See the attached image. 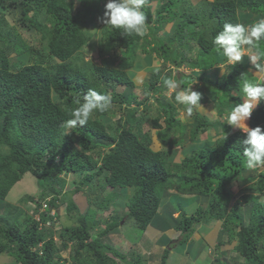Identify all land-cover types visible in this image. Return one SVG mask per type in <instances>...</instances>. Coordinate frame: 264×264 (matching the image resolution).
<instances>
[{
	"label": "trees",
	"instance_id": "16d2710c",
	"mask_svg": "<svg viewBox=\"0 0 264 264\" xmlns=\"http://www.w3.org/2000/svg\"><path fill=\"white\" fill-rule=\"evenodd\" d=\"M106 2L87 0L84 10L79 11L72 0H0V200H5L27 173L37 177L41 185L44 183L38 198H28L34 205V213L38 211L36 208H41L42 201L53 196L47 210L39 213L38 220L30 217L31 209L24 210L27 216L23 221L16 219L17 222L7 219L13 217V213L4 212V217H0V257L12 258L7 264H146L141 255L133 254L128 258L103 243V239L125 225L142 234V238L152 223L159 229H168L170 224L157 219L162 198L171 193L167 190L172 187L176 193L185 192V189L176 191V184L190 183L187 194L209 197L210 212L206 221L214 220L224 225L228 232L226 242L234 243L233 254L226 253L227 257L231 255L242 264H264V169H246L241 154L243 134L238 130L231 131L230 126L219 120L228 113L230 106L243 102L239 77L243 74L256 83L249 72L250 63L248 60L238 63L228 75L225 73L215 80L206 74L198 75L195 79L201 85H194V90L203 94L201 103L211 105L219 121L210 123L204 114L195 112L192 123L183 124L177 118L174 94L172 100L165 99L167 89L164 83L158 86L157 73L154 74L156 80L149 79L146 86L150 94L136 101L135 85L127 77L126 64L112 68L85 60L84 49L90 44L95 45L93 39L101 25L96 17L103 15ZM14 11L20 17V28L40 35L44 43L42 50L35 51L23 42L18 30L7 20L5 12L13 15ZM144 11L147 23L153 26L148 31L152 44H148L146 36L142 49L155 50L162 64L177 69L185 65L206 73L224 59L213 50L215 34L225 23L254 20L245 22L248 25L264 19V0H147ZM102 28L103 25L98 50L105 55L115 49L126 50L142 40V37L122 35L121 30ZM163 28L167 35L160 37ZM260 47L264 49V41ZM184 49L196 52L192 60L184 55ZM33 51L41 59L39 62L33 60L12 71L13 60ZM165 77L182 82V88L194 80L181 73L173 77L168 72L163 75ZM103 82L115 83L125 91L111 96L107 87L101 84ZM89 89L108 94L112 100L118 97L120 107L128 106L125 121L128 128H123L118 137L100 120V117L108 116V111L94 113L86 126L72 129L71 135L65 134L64 122L71 118V111L78 107L77 100L82 101ZM131 91L135 93V106L126 100ZM155 96L156 116L149 120L150 129L143 132L141 126L147 122L145 114L150 107L147 102ZM138 109L143 116H136ZM247 124L264 127V102L253 111ZM213 127L220 133L215 134L210 145L207 141ZM186 134L189 143L193 147L196 144L190 155L172 160L170 149H152L154 137L163 146L169 142L178 146ZM99 148L108 150L102 156L98 153ZM61 174L80 176L74 184L81 188L78 186L72 194L81 193L83 187L89 188L90 193L96 191L94 179L104 181L103 192L105 189L111 192L96 196L90 202L95 208L88 207L87 213L81 214L71 197L69 200L60 197L65 186ZM240 184L246 187L242 189ZM233 185H237V190L242 193L234 208L227 212L221 199L226 197L225 205H228L233 196L230 193ZM124 188H132L131 197L117 208L111 198L118 195L116 189ZM217 189L221 191L218 200L214 196ZM223 190H227L224 195ZM58 201L66 205L64 215L72 225L61 226L56 230V236L53 227L58 213L54 217L47 214L50 209L57 212ZM110 205L112 214L105 221L100 218L101 211L108 210ZM118 212L125 214L118 218ZM199 216V212L185 219L181 216L175 229L180 232L181 241H188L201 229L203 224ZM67 248L68 263L60 256ZM164 256H167V250L162 253L160 264H164Z\"/></svg>",
	"mask_w": 264,
	"mask_h": 264
},
{
	"label": "rangeland",
	"instance_id": "374dc122",
	"mask_svg": "<svg viewBox=\"0 0 264 264\" xmlns=\"http://www.w3.org/2000/svg\"><path fill=\"white\" fill-rule=\"evenodd\" d=\"M193 1L197 2L199 0H193ZM86 2H87V0H82V2L79 4H76L75 7L79 8V11H82L85 8L84 3H86ZM5 13H6L7 20L18 30V33L20 34L23 42H25L32 49L35 48V51L36 50H38V51L42 50V45L44 43H43V41L40 40V35L35 34V33H29L25 29L20 28V25H19L20 17H19L17 12L14 11L13 15L9 14L8 12H5ZM242 16H244V15H242ZM244 21L246 23L251 22V20H249V19H248V21L247 20H244ZM245 22H243V23H245ZM152 26H153V24L152 25L148 24V31H149V28H152ZM100 28H101V25L98 29L97 34L95 35V37L93 39V42L95 45L90 44V46H87L84 49L85 56L86 55L90 56L92 53V59H85V60H89L94 65H98V66H101V65L106 66L107 65V66H110L112 68L113 67L119 68L120 64H126L127 68L125 70L127 73V77L129 78L130 81H132V84L135 85L134 91L136 92V95H137L136 101H141L146 96L145 95V93L147 92L146 86L148 85L149 79L150 80L154 79V81L156 80V78H155L156 76L154 74L156 73V69L158 68V67L156 68L154 66H153V68H151L152 66L151 67L148 66L149 61L151 62L153 59L155 61L156 58L158 57L157 52L155 50H151L148 48L146 50L142 49V46H143L142 43L144 41V37L147 36L146 38L149 40L148 42L152 41V38L150 37L149 32L147 31L148 35L146 33V35L144 37H142L141 41H139L138 43L131 44L128 49H126V50L125 49H115L114 52L111 51L109 53V55L107 53L105 55V53L99 52V50H98V48L100 46L99 42H100V38H101ZM88 30H89V27H88ZM92 30H93V28L90 27L91 32H93ZM164 32H165V28H163L160 31L159 36L162 37V36L167 35ZM148 44H152V43L150 42ZM35 51L27 53L26 55H23V57H19V59H15V60L12 59L13 60L12 64H11L12 71H17L20 66L29 64V63L33 62V60H37L39 62L41 59L37 56V53H35ZM183 53H184V55L186 54L190 60H192L194 58V56L196 55V52L190 53V51L188 49H184ZM15 61H17V62L15 63ZM52 62L54 63V61H52ZM46 64L47 63H45V65ZM145 67L150 68L152 70L146 69L144 71H141L140 69H138V68L145 69ZM174 69L175 68H173V66L170 64L164 63V64L160 65L159 70H162L163 72L165 71V73L160 72L159 77H161V75H163V74H168V72H171V74H172ZM175 70H177V69H175ZM216 70H218V68ZM190 71H191V69L187 68V66L185 67V65L179 69V73L184 74L185 76H187V73H189ZM194 73H196V72H192L190 74H194ZM176 74H177V71H176ZM221 74H222V71H221ZM162 79H164V78L160 79L161 85L163 84ZM241 82L242 81H239V84H241ZM101 84L105 85L107 87L111 96L115 95V93H123L125 91V88L116 87L115 83L103 82ZM193 90H194V86H193ZM162 95H161L162 100H164V97L166 100H169V101L172 100V94L168 93V91L166 93H164V97ZM134 96H135V93H133L131 91L129 93V95H127V97H126V100H128V102L134 103L132 106H135V100L133 98ZM158 97H159V94H158ZM154 98H156V96L150 97L148 102H147L150 107H149V111L145 114V116L147 117V119H146L147 122H144L143 125L141 126V129L143 132H146L147 130L150 129L149 120L153 116H156L157 107H156V103H155ZM113 100L114 101L112 103V106H111L110 110H108V112H109L108 116L100 117V120L104 124H108L111 127V132L116 137H118L120 132L123 130V128H128V126L125 124V121H126V113L129 114V111H127L129 109H128V106L120 107L118 97L113 98ZM178 109H179V111H181L183 108L180 105H178ZM140 114L142 116L144 115V114H142L141 109H138L136 116L139 117ZM207 118H209V119L213 118V116L210 115V112L208 113ZM214 120L215 119H211L210 123H213ZM217 121L218 120H216V122ZM220 121L224 122V120H222V119ZM130 125L134 126L131 123H130ZM133 129H135V128L133 127ZM153 132H154V130L152 131V133ZM155 143H157L159 145V149H157L158 147H156V146H154V147L152 146V149L154 151H163V150L170 149L169 153L171 154L172 160L173 159L177 160L180 157L190 155L191 150L194 149L193 145L190 144L188 141V134H186L185 138L183 139V143L181 145H178V146H173L171 144V142H169L166 146L165 145L163 146L160 142H158L157 138L155 139ZM208 143L210 145H212L211 142H208ZM107 150L108 149H106V148L105 149L99 148L98 153L103 156L104 153L107 152ZM178 161H180V160H178ZM97 168L95 170H93L92 172H95L97 170ZM88 173H90V171ZM79 177L80 176L78 174H69V175L68 174H61L62 180L65 181V186L62 189V194L60 195V197L64 196L68 200H69V197H71V200L77 205L79 212L81 214H86L88 211V209H87L88 207L95 208V206L91 205L90 202H93L95 200L96 196H100V197H102L104 195L106 196V195H108L107 194L108 192H111V190L105 189L106 191L103 192L101 186H104V181L102 183L99 181V179H94L93 180V186H95L96 191L90 193L89 188L83 187L81 193L72 194V192L75 190V188L80 186L79 184L77 186H75V184H74V181L76 182L79 179ZM46 183H48V182H46ZM180 184L181 185L176 184V189H177L176 191H181V189H185V192L176 193L175 188L172 187V189L174 191L172 189L167 190L168 192H171L170 193L171 195L169 194V195L163 197V199L168 197L167 203H171V204H166L167 208H169V205H171L172 210L180 211L179 212L180 217L177 220H175L176 222L174 221V219L170 218L171 221L174 222L173 225L175 226L176 223H178V221L182 220L181 216H184L183 219H185V218H188L191 216H196V213H198V212L200 213L199 219L203 225H202V227L200 226L201 229L197 230L196 231L197 233L195 235H191L189 240L186 242L181 241L182 238L180 236H177V237L173 236L172 237V235H174V234L162 235V240L166 239L165 246L167 248L166 249L167 250V256H164V264H168V260L170 259L172 252H174L173 258L175 259V262L177 264H187L189 260L192 261L193 255L197 253L196 244H198L200 241L197 237L199 236V238H203L204 234H206V233L208 235L210 232H212L215 229L216 224H218V222H216L214 220L213 221L210 220L208 222L206 221V217L208 215V212H210L209 203L206 204L208 202L209 197H207L205 195H193L194 193H192L191 195L187 194L186 189H188L190 183H185V184L180 183ZM240 186L242 189L244 187H246L245 185H241V184H240ZM53 187L56 189H59V186L57 184H53ZM232 187L234 190V197L236 198L237 196H239L242 193V191L235 192V191H238L237 185H233ZM80 188H81V186H80ZM43 189H44V183H42V185H41V182L39 181V179L37 177L31 175L30 173L25 174L23 176V178L21 179V181H19L17 184H15L14 187L9 191L5 200H0V217H4V212L9 211L10 213H13V217L7 218L10 222L15 221L16 219H18L19 221H23L24 217H26L28 214L27 212H24V210L28 211L31 209V211L32 210L33 211L29 212L30 217H32L35 220H38L39 219V213L47 210L46 206L48 207V204H49V202L53 196H50L46 200L42 201L41 202V208L40 209H39V207L36 208V210H38L36 213H34V207H33L34 205L32 204V202H30L28 200V198H29V196H32L35 199L38 198L41 195V193L43 192ZM122 191H123V193L121 195L118 194L117 197L114 198V196H112V198H111V199H113L114 205L117 208L120 207L121 205H123V203L128 202V199L131 197V194H132V188H124V189H122ZM172 192H175V193H172ZM226 192H227V190H225V191L223 190V195ZM219 193H221V191H219V189H217L216 194L214 195L216 200H218V198H219V195H218ZM71 194H72V196H70ZM222 197H223V199H221V201H222L221 204H223V207L224 206L226 207L227 206V205H225V203L227 202L226 197H224V196H222ZM234 197H232V199L229 200V207L228 208H231V209L233 208V206L235 204L234 203V201H235ZM230 201H232V202H230ZM25 205H27V206L25 207ZM58 205H59V207H58L59 209L57 210V212H55L54 209H50L49 212L51 214L50 213L47 214L48 216L53 215L52 217H54L55 213H58V215H57L58 220H55V224L53 227L55 234L57 233L56 230H59L61 226H67V224H69V223L72 225L71 221L66 220L65 215H64L66 205L62 204V202H60V201H58ZM112 210H113L112 205H110L108 210L101 211V217L100 218H102L105 221L108 220L109 216L112 214ZM188 210H190V211H188ZM188 212H191L193 214H188ZM244 213L246 216L248 215V213L246 211ZM17 216H18V218H17ZM245 220H247V219L245 218ZM16 222H17V220H16ZM48 225H49V222H48ZM119 228L123 229V231H125V234H127L128 232H130L132 230V228L128 225H125L124 227H119ZM219 228L220 229L217 232L216 241H215L216 246H214V250H212L211 254H208L209 259H210V264H242L241 260H238L236 258H232L231 255H230V257H227L226 252L223 251L226 248H228L227 251H229V246H231V245L228 242H226L227 237H228V232L226 231V227L224 225H219ZM171 229H173V228H171ZM134 233H137V232L135 231ZM57 234H56V236H57ZM174 237L177 239L176 243H174V241H173V239H175ZM55 240H57V239L55 238ZM211 240H213V239H211ZM211 240H208V241H211ZM103 241L108 242V240H103ZM191 242H192V244H191ZM234 242L236 244V240ZM162 243H163V241H162ZM190 244H191V246H190L191 251L187 255H185V252L187 250V246ZM203 244L204 245L201 247V252H199V253H201V256H206V254H207L206 251H208V249H210V246H212V245L209 243L210 246L208 247L207 242H204ZM219 244H220V247H217ZM167 246H170L171 252L169 251V247H167ZM68 247H69V244H68ZM233 250H234V248L230 249L229 254H233ZM60 256L68 263V261H69V250H68V248L66 250H63L60 253ZM155 258H157V254L154 255L153 259H155ZM11 261H12V258L7 257L5 255H2L0 257V264H7V263H10ZM161 261H162V256H161Z\"/></svg>",
	"mask_w": 264,
	"mask_h": 264
},
{
	"label": "clouds",
	"instance_id": "9594fccd",
	"mask_svg": "<svg viewBox=\"0 0 264 264\" xmlns=\"http://www.w3.org/2000/svg\"><path fill=\"white\" fill-rule=\"evenodd\" d=\"M81 2L82 0H72L73 6ZM146 2L147 0H107L103 15L97 16L96 21L103 25V28L121 30L122 35L144 37L148 31L144 11ZM262 41H264V19L249 25L239 22L225 23L212 39L213 50L224 58L223 62L217 65L224 76L225 73L228 75L231 68L243 62L247 57L252 69H255V72H252V69L249 72L255 75L259 81L254 83L242 74L239 79L242 80L240 93L243 96V102L236 103L226 116L220 117L224 120V124L233 129H238L243 134L241 154L244 157L245 167L249 171L264 169V127L260 125L249 127L247 124L253 111L261 102H264V49L260 47ZM85 59H92V53L90 56L86 55ZM156 63L159 64L160 61H156ZM173 68L175 67L173 66ZM175 69L172 73L173 77L179 73L180 68ZM192 70L189 73H192ZM156 71L159 69L157 68ZM163 83L168 93L174 94L175 102L183 106L182 116L184 119H190L195 112L204 108L201 103L203 94L193 90L194 85H199L198 80L194 79L187 87L183 88L181 87L182 82H178L175 78H165ZM145 95H149V93L146 92ZM112 103L113 100L110 95L89 89L83 95L82 101L77 100L78 107L71 111V118L64 122L65 134L71 135L72 129L86 126L94 113L107 112ZM218 139H226V137H218ZM193 148L196 149V144ZM94 158L97 157L94 155ZM231 193L234 197V190H231ZM237 198L238 196L234 203ZM208 203L209 201L206 204ZM228 207L229 202L226 206L227 212L231 210ZM178 217H180L179 214Z\"/></svg>",
	"mask_w": 264,
	"mask_h": 264
},
{
	"label": "crops",
	"instance_id": "0c3cea01",
	"mask_svg": "<svg viewBox=\"0 0 264 264\" xmlns=\"http://www.w3.org/2000/svg\"><path fill=\"white\" fill-rule=\"evenodd\" d=\"M252 21H254V20H251V22ZM255 22H257V21H255ZM244 24H246V23H244ZM156 61H161V60L158 59V57H157L155 61H154V59L151 62L149 61V65L148 66L149 67L152 66L151 68H153V66L156 67V68L158 67V69H159V66L162 65L161 64L162 61L160 62V64H157ZM245 61H247V57H245V59L243 60V62H245ZM222 62H219V64L222 63ZM217 68H218V70H216ZM138 69H140L141 71H144V70L150 69V68H146L145 67V69H142V68H138ZM251 69H252V66H251ZM150 70H152V69H150ZM160 72L164 73L162 70L156 71L157 76H160ZM192 72H196V73H194V74L187 73V76H192L194 79L198 75H201V74L209 75L211 78H213V80H215L216 77H220L221 75H223V74H221V70L219 69L218 66L214 67L211 70H208L206 73H203L202 71H198V70H192ZM252 72H255V69H252ZM250 74L254 77L256 82H259L255 75H253L251 72H250ZM163 75H165V74H163ZM163 75H161V77H159V80L161 78H163ZM160 82H161V80H160ZM160 82H159L158 86L161 85ZM199 85H201L200 81H199ZM203 105H204L203 110L200 109V110H198L197 113L204 114L205 117L207 118L208 113L210 112V115L213 116V118H211V119H215L214 121L219 119V117L213 113V109H212L211 105H209V104H203ZM180 106L183 108L182 105H180ZM176 108H178V104L176 105ZM233 108H234L233 106H230V108L227 110V112H230ZM182 111H183V109L181 111H179V109H178L177 118L181 119L183 124H191L192 121H193V118L191 117L190 119H184V117L182 116ZM223 116H226V114L223 115ZM211 119H209V120H211ZM219 120H221V119H219ZM230 130L234 131V130H238V129L231 128ZM219 133H220V131L218 129H216L215 127H213L210 130V132H209L210 138L208 139L207 142H211L212 143V141H214L215 134H219ZM155 139L156 138L154 137V139H153L154 140L153 141V147L156 146V147H158L157 149H159V145L157 143H155ZM115 192L117 194H120V195L123 193L122 189H116ZM116 197H117V195H116ZM167 201H168V197L162 199V201L160 203V207L158 208V216H157V218L159 219V221L165 220L168 224H170V226H169L170 229L169 228L168 229H159V228L155 227L154 223H152L145 230V236L142 238L141 237L142 234H140L137 231H136L137 233H134L135 230H133V229L130 232H128L127 234H125V231H123V229L118 228V229L114 230L113 232H111L110 234H108L103 239V240H108V242L103 241V243L112 246L117 251L127 255L126 257H128V258L131 255H133V254L134 255L135 254H139V255L142 256V259L144 260V262H146V264H160V262H161L160 258L162 256V253L167 249L166 246H165L166 239L162 240V235H164V234H170V235L174 234V235H172V237L173 236L177 237V236L180 235V232L175 230L176 227H177V223L174 226L173 225L174 222L171 221V219H170V218H172V219H174V221L177 220L179 218L178 214H179L180 211L172 210L171 209V205H169V208H167L166 204H171V203H167ZM188 211H190V210H188ZM124 214L125 213L118 212V213H116V216L119 218L121 216H124ZM188 214H193V213L188 212ZM219 225H220L219 223L216 224L215 229L212 232H210L208 235H207V233L204 234L203 238H199V236L197 237L200 240L199 243L196 244L197 253L193 255V260L192 261L189 260L187 264H210V259H209L208 254H211L212 250H214V246H216L215 245L216 244L215 241H216L217 232L220 229ZM171 228H173V229H171ZM211 239H213V240H211ZM176 240H177L176 238L173 239L174 243H176ZM208 240H211V241H208ZM162 241H163V243H162ZM204 242H207V246L208 247L210 246V244L212 246H210V249H208V251H206L207 252L206 256H201V253H199V252H201V247L204 245L203 244ZM191 244H192V242H191ZM191 244L187 246V250L185 252V255H187L191 251V247H190ZM233 245H234V243H232V245L229 246V251H230V249H232ZM167 247H169V251L171 252L170 246H167ZM227 250H228V248H226L223 251L228 253L229 251H227ZM155 254H157V258L153 259ZM173 255H174V252L171 253V257L168 260V264H177L175 262V259L173 258ZM228 256L230 257V255H228ZM231 257H233V256H231Z\"/></svg>",
	"mask_w": 264,
	"mask_h": 264
},
{
	"label": "bare ground",
	"instance_id": "6f19581e",
	"mask_svg": "<svg viewBox=\"0 0 264 264\" xmlns=\"http://www.w3.org/2000/svg\"><path fill=\"white\" fill-rule=\"evenodd\" d=\"M154 40V39H153ZM195 49L197 48V47H194ZM161 60V59H160ZM162 61V60H161ZM161 64H162V62H161ZM165 72V71H164ZM115 106V105H114ZM113 111V110H112ZM123 224V222H121V225Z\"/></svg>",
	"mask_w": 264,
	"mask_h": 264
},
{
	"label": "built area",
	"instance_id": "2783aa9c",
	"mask_svg": "<svg viewBox=\"0 0 264 264\" xmlns=\"http://www.w3.org/2000/svg\"><path fill=\"white\" fill-rule=\"evenodd\" d=\"M45 206V205H44ZM51 214V213H50Z\"/></svg>",
	"mask_w": 264,
	"mask_h": 264
}]
</instances>
